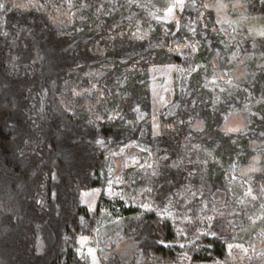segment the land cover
Returning <instances> with one entry per match:
<instances>
[{"label":"trees","instance_id":"obj_1","mask_svg":"<svg viewBox=\"0 0 264 264\" xmlns=\"http://www.w3.org/2000/svg\"><path fill=\"white\" fill-rule=\"evenodd\" d=\"M173 2L59 0L74 13L66 32L43 12L2 13L0 264H88L77 240L96 230L103 264H212L228 260L229 244L248 249L241 264H264V219L252 223L264 215V35L230 46L205 0H186L177 28L152 17ZM227 2L264 19L261 0ZM174 65V100L155 119L151 76ZM224 71L234 88L216 102L203 81ZM229 112L244 130H223ZM133 143L143 150L113 186L125 193L101 195L98 224L83 193L115 181L110 156ZM124 241L127 261L115 253Z\"/></svg>","mask_w":264,"mask_h":264},{"label":"rangeland","instance_id":"obj_2","mask_svg":"<svg viewBox=\"0 0 264 264\" xmlns=\"http://www.w3.org/2000/svg\"><path fill=\"white\" fill-rule=\"evenodd\" d=\"M58 1L59 0H0V2L4 3L5 5L4 9L0 10V17L2 16V13L12 8L20 9L23 11L36 10L45 13L47 16H49L52 24H54L59 30L66 32L74 13L72 12V10H70V6L66 8L62 3H59L58 5ZM173 1L174 2L170 5V7H173L176 4V0ZM183 3L185 6L186 0H183ZM205 3L207 7L216 14V21L226 25L225 29L221 30L220 28L215 27L213 31L215 33L219 32L224 34L230 46H233V44L235 43L236 35L239 37L263 36L261 35V33H264V19L261 17H254L253 19H243L238 15L241 12L240 4L237 3L234 4L233 7H231L227 0H205ZM168 8L164 11L153 10L151 13L152 17L156 21L163 22L167 25L175 24L177 28L179 24V17L183 10H181L179 7H175L174 12L171 15H168ZM238 56L239 50L236 48L231 53L230 60L232 62H235ZM214 67H217L216 62H214ZM180 70L181 69L179 65L159 67L155 69L154 73L152 74L150 80V92L152 95L153 112L155 114V119L160 112H162L165 108L171 106L175 97L177 88L176 80L178 72ZM225 72L226 71L222 73L214 72L208 76H205L203 81V86L213 94V99L216 102L221 101L223 95L234 88L232 77ZM68 89L69 84H65L63 95H65L69 91ZM86 105L92 107L95 106L96 103L86 101ZM227 126L238 127L242 131L246 127V118L243 115L233 116L228 120ZM157 131L158 129H156V132ZM141 150H143L142 146L133 143L132 145H129L121 151L115 152L116 155L110 156V165L108 168V173L111 172L113 174L115 181H113L111 185H109L107 182L105 188L99 189V192H96L95 190L97 189H94L83 193V204L88 207L89 210L96 214L98 224H100L101 221L100 215H98L97 212L101 195L105 192L109 196L113 197L115 193H125L124 189H120V192H118L117 190L115 191L113 187L114 183H116L117 186L121 184L120 182L116 181L117 177L119 176V174H123L127 168L132 166L133 163L137 162V153ZM110 168L111 171L109 170ZM247 172V170H244L242 174ZM109 188H111V191H109ZM252 220L257 221L258 219L253 218ZM112 221L113 219L110 217V219L106 220L104 223L106 226H109ZM87 238L88 239L83 244V246L81 245L80 238L77 240V253L79 255V258L82 260L84 258H87L88 264H92V257L87 253V249L92 248L98 264H103L100 257V241L97 230L92 236H89ZM132 246L133 245L131 241H124L115 248V253L121 259L126 260L131 254ZM243 247L245 248V246ZM259 249L260 248H256V250ZM248 258V253L243 252L241 249L233 248L232 256L229 257L227 261L217 262H221V264H241ZM171 264H190V262L188 260L181 259L179 263Z\"/></svg>","mask_w":264,"mask_h":264},{"label":"snow or ice","instance_id":"obj_3","mask_svg":"<svg viewBox=\"0 0 264 264\" xmlns=\"http://www.w3.org/2000/svg\"><path fill=\"white\" fill-rule=\"evenodd\" d=\"M134 2H135V0H129V3H134ZM261 2L264 3V0H261ZM4 7H5L4 3L0 2V10H3ZM175 7H179L181 10H183V7H184L183 0H176V4H175L173 7H169V8H168V10H167V14H168V15H171V14L174 12V8H175ZM204 7H207V5H204ZM261 35H264V33H261ZM222 91H223V89H222ZM231 115H232L231 112L226 113V114L223 115L222 118H223V120L225 121V127H224L223 130H224L226 133H230V132H239V131H241V129L238 128V127H230V126H227L228 119H229V117H230ZM98 118H99V117H98ZM89 123H91V121H89ZM199 123L202 124V121L199 122ZM198 130H199V127H198ZM160 134H161V133H160L159 131H157V132L155 133V135H160ZM262 135H264V133H262ZM96 142H97L98 144H100L101 146H103L104 143H105V141L102 140V139H98ZM112 155L114 156V155H116V153H112ZM109 170L111 171V168H110ZM250 170H251V171H256L257 169L252 168V169H250ZM156 174H157V173H155V172L153 173V175H156ZM52 178H53V179L56 178V177H55V174L52 175ZM111 183H112V181L109 180V181H108V184L111 185ZM95 191H96V192H99V189H97V190H95ZM109 191H111V188H109ZM149 191H151V190L149 189ZM260 194H261V195H264V186L261 187ZM193 195H195V193H193ZM244 195H245V197H250V199H251L252 201L257 200V198H258L257 195H254V194H253V189H252L251 187H249V188L247 189V191L245 192ZM241 203H243V201H241ZM140 207H142L145 211H152V210H153L151 204H148V203H141ZM260 207H261L262 209H264V204H261ZM160 214H161L162 218H166L167 216H170V215H171V213H169V212L167 211L166 208H165V209H162ZM221 215H222V213H221ZM208 219L211 220V219H213V217H208ZM249 219L251 220L252 218L249 217ZM257 219H264V215H262V216H260V217H257ZM161 222H163V220H162ZM252 223L255 224V223H256V220H252ZM177 234H178V235H183L182 230H178ZM208 234H209V233H202V235H208ZM211 235L215 236L216 233L212 232ZM87 239H88V238H87V237H84V236H82V237L80 238V242H81V245H82V246H83V244L87 241ZM159 242H160L163 246H165V247H171V245L165 243L164 240H160ZM193 243H194V242H193ZM180 247H181V248H184L185 245H184V244H180ZM233 248L241 249V250H242L243 252H245V253L248 252V249H247V248H244L243 245H241V244H236V245L229 244V245H228V256H229V257L232 256V250H233ZM78 251H79V250H78ZM87 253H88L89 256L92 257V264H98V261L96 260V257H95V254H94L93 249H92V248H88V249H87ZM81 254H83V253H81ZM185 259H187V256H185ZM214 264H221V262H214Z\"/></svg>","mask_w":264,"mask_h":264}]
</instances>
